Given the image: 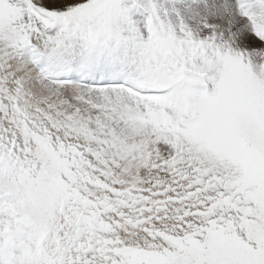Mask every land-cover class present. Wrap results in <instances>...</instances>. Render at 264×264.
Listing matches in <instances>:
<instances>
[{"label": "snow or ice", "instance_id": "snow-or-ice-1", "mask_svg": "<svg viewBox=\"0 0 264 264\" xmlns=\"http://www.w3.org/2000/svg\"><path fill=\"white\" fill-rule=\"evenodd\" d=\"M0 264H264V0H0Z\"/></svg>", "mask_w": 264, "mask_h": 264}]
</instances>
